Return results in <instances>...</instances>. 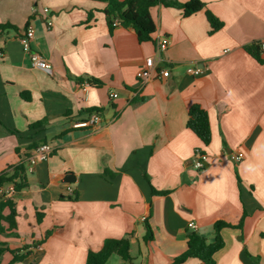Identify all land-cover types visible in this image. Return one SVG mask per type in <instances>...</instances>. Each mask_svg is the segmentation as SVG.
<instances>
[{
  "label": "crops",
  "instance_id": "1",
  "mask_svg": "<svg viewBox=\"0 0 264 264\" xmlns=\"http://www.w3.org/2000/svg\"><path fill=\"white\" fill-rule=\"evenodd\" d=\"M200 1L204 9L190 17L154 7L155 41L140 43L130 28L111 32L105 4L94 0H0V26H13L0 30V174L25 163L29 182L10 197L16 228L4 224L0 241L11 251L0 264H86L90 251L123 238L131 260L122 264H171L191 232L213 242L216 222L236 226L244 214L242 230L222 231L215 262L264 264V50L262 62L246 50L264 42V0ZM207 11L223 24L216 33ZM28 27L51 69L32 67L23 51L18 38ZM156 40L167 43L159 65L170 77L142 87L137 74L157 56ZM194 105L209 116L207 146L187 127ZM96 109L103 129L74 128ZM41 144L51 156L29 172L30 147ZM197 151L209 157L202 172ZM12 251L30 255L12 263Z\"/></svg>",
  "mask_w": 264,
  "mask_h": 264
},
{
  "label": "trees",
  "instance_id": "2",
  "mask_svg": "<svg viewBox=\"0 0 264 264\" xmlns=\"http://www.w3.org/2000/svg\"><path fill=\"white\" fill-rule=\"evenodd\" d=\"M105 4V13L108 19V26L113 32L117 27L130 28L135 31L140 43L155 41L154 34L156 25L151 15V10L156 6L172 7L181 9L184 17H190L195 13L202 11L205 5L200 0H189L186 4H180L177 0H94ZM207 20L210 24V34L216 33L222 29L223 24L210 11L206 12ZM117 22V24H116ZM5 28L13 29V26H0V30ZM261 42H256L252 46L246 48L247 52L258 62H262L260 58ZM99 85V83H98ZM25 96V95H24ZM96 112L101 113L100 109ZM88 113H91L89 111ZM44 122H37L31 128H39ZM187 127L191 129L204 145H209L211 142V128L207 112L198 105H194L189 109ZM38 146H31L37 148ZM25 163H21L12 170L0 174V188L12 184L15 193H19L29 186L27 178V168ZM148 178V177H146ZM154 196H163L168 194L166 191H157L152 187ZM5 209H9V215H4ZM42 214L37 213L38 221ZM16 211L12 199L0 198V234H5L6 229L4 224H8V230L16 228ZM246 214L243 215L238 225H231L223 221H218L214 224V240L208 242L202 235L191 232L188 235L187 249L180 256L176 257L171 264H184L189 259H197L202 264H216L214 255L225 247V241L222 236L224 229L242 230ZM145 241L153 240V231L148 222H145ZM17 234H13L16 236ZM50 234L48 233L47 236ZM41 241L39 244H43ZM10 252L9 246L0 241V257L5 252ZM14 255L12 263L25 260L30 252L19 255L16 251H12ZM119 256L123 261L129 262L130 257V241L128 238L123 239H108L104 242L103 247L98 252L90 251L88 253L86 264H108L109 259L113 256Z\"/></svg>",
  "mask_w": 264,
  "mask_h": 264
},
{
  "label": "built area",
  "instance_id": "3",
  "mask_svg": "<svg viewBox=\"0 0 264 264\" xmlns=\"http://www.w3.org/2000/svg\"><path fill=\"white\" fill-rule=\"evenodd\" d=\"M43 12L45 14H49L50 10L48 8H44ZM117 24V22H116ZM48 27L53 26V21L51 19L47 22ZM19 42L23 48V51L28 54L30 58V62L32 67L48 70L51 69V64L37 51L33 50L32 43L35 39V30L32 27H28L25 29V31L21 34V36L18 38ZM261 49L264 50V42H261L260 44ZM167 43L165 41H158L156 40V51L157 56L156 57H150L145 60L144 68L140 70L137 74V77L139 79V82L142 87H144L146 84L151 82L154 79L162 80V79H168L170 77V69L168 66H160L159 63L162 61L161 54L164 53L167 50ZM225 52H228L225 51ZM187 72L192 75H200L202 73V70L194 67H190ZM85 86L87 87L88 84L86 83ZM116 94L112 92L110 94V98H114ZM104 127V121L103 116L99 112H93L89 115L88 119L76 122L74 123V128H86L91 130L92 132H97L103 129ZM52 148L48 144H41L38 146L33 154L27 159L28 164V171L31 172L33 170V167L38 162H45L47 161L52 153ZM245 157V154L242 150H238L234 154L231 155V158L235 162H241ZM208 155L202 151L196 152V157L193 162L194 168L202 172L206 169L208 164ZM14 186L12 187H2L0 188V198H10L13 194ZM70 194L72 195L73 192L70 190ZM145 220V219H144ZM189 228L195 229L197 226L194 222H190L188 224Z\"/></svg>",
  "mask_w": 264,
  "mask_h": 264
},
{
  "label": "rangeland",
  "instance_id": "4",
  "mask_svg": "<svg viewBox=\"0 0 264 264\" xmlns=\"http://www.w3.org/2000/svg\"><path fill=\"white\" fill-rule=\"evenodd\" d=\"M114 259L112 261H110L109 264H122V260L120 259V257L115 256L113 257Z\"/></svg>",
  "mask_w": 264,
  "mask_h": 264
}]
</instances>
